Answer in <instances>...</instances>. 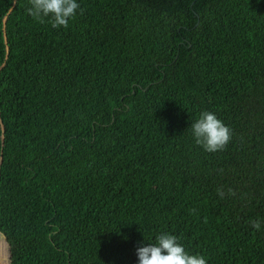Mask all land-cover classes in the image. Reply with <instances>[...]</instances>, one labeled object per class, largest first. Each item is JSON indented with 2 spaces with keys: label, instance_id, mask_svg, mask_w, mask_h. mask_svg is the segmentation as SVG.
Returning <instances> with one entry per match:
<instances>
[{
  "label": "trees",
  "instance_id": "trees-1",
  "mask_svg": "<svg viewBox=\"0 0 264 264\" xmlns=\"http://www.w3.org/2000/svg\"><path fill=\"white\" fill-rule=\"evenodd\" d=\"M77 2L56 29L0 0L9 264H138L161 232L208 264H264V0ZM203 111L226 150L195 143Z\"/></svg>",
  "mask_w": 264,
  "mask_h": 264
},
{
  "label": "clouds",
  "instance_id": "clouds-1",
  "mask_svg": "<svg viewBox=\"0 0 264 264\" xmlns=\"http://www.w3.org/2000/svg\"><path fill=\"white\" fill-rule=\"evenodd\" d=\"M28 5L26 13L29 16L39 23L47 21L56 29L67 28L78 11L80 14L84 11L77 0H28ZM191 134L195 143L209 153L226 150L233 138L232 129L211 111L200 113L199 118L191 124ZM217 194L221 199L226 195H236L235 190L229 188L225 193L222 187L217 189ZM191 212L194 214L195 209ZM251 226L260 230L261 222L253 220ZM137 257L138 264H208L204 255L191 254L176 235L167 232L157 235L154 243L138 246Z\"/></svg>",
  "mask_w": 264,
  "mask_h": 264
},
{
  "label": "rangeland",
  "instance_id": "rangeland-1",
  "mask_svg": "<svg viewBox=\"0 0 264 264\" xmlns=\"http://www.w3.org/2000/svg\"><path fill=\"white\" fill-rule=\"evenodd\" d=\"M0 264H9L8 249L1 235H0Z\"/></svg>",
  "mask_w": 264,
  "mask_h": 264
}]
</instances>
